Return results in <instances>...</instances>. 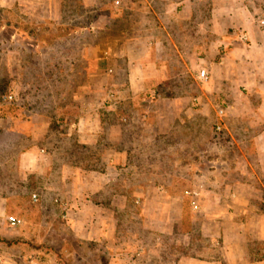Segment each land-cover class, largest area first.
Here are the masks:
<instances>
[{"label":"rangeland","instance_id":"obj_1","mask_svg":"<svg viewBox=\"0 0 264 264\" xmlns=\"http://www.w3.org/2000/svg\"><path fill=\"white\" fill-rule=\"evenodd\" d=\"M98 7L100 14L93 15L82 0H0V250L9 246L27 250L26 264H129L114 255L117 239L85 235L88 218L109 202L118 208L123 200L112 191L124 190L130 210L110 214L118 229H136L139 199L152 190L153 205L168 203L174 197L170 192L183 191L193 235L199 236L201 225L208 232L202 243L192 245V254H215L221 239L216 237L218 242L213 243L212 225L199 223L205 218L191 201L200 195L192 192L202 189L210 203L207 189L218 181L216 171L225 173V189L240 180L236 172L245 169L243 163L217 161L219 151L227 159L232 154L230 148L222 151L216 146L217 140L231 139L216 130L217 111L227 110L231 122L235 116L230 99L221 98L219 71L217 82L211 81L212 72L204 67L208 79L201 81L199 64L190 68L191 75L176 68L175 76L143 87L130 82L128 71L106 62L103 54H96L95 66L88 67L82 49L93 41L103 45L107 36L104 4ZM91 23L97 29L88 31ZM202 90L209 95L207 100L194 98ZM184 92L191 95L190 115L184 113ZM9 95L11 99H4ZM169 96L181 98L176 99L175 110ZM250 118L264 124L259 116ZM207 141L206 157L200 159L199 146ZM30 150L33 154H25ZM257 165L252 163L253 171ZM76 168L80 174L74 178L45 176L46 171L69 173ZM205 172L207 179L200 176ZM240 181L246 183L241 187L244 196H249L245 190L249 183L259 188L258 179ZM159 185L162 190L156 188ZM92 186L101 189L92 192ZM262 197L264 192L258 191L250 198L262 202ZM62 202L82 210L73 213L61 208ZM67 212L73 216L72 226L61 216ZM166 213L162 224L167 222ZM11 216L19 223L12 224ZM129 245L132 249L136 240ZM172 247L165 233L154 248L161 256L157 264H168ZM251 248L245 264H264V245Z\"/></svg>","mask_w":264,"mask_h":264},{"label":"crops","instance_id":"obj_2","mask_svg":"<svg viewBox=\"0 0 264 264\" xmlns=\"http://www.w3.org/2000/svg\"><path fill=\"white\" fill-rule=\"evenodd\" d=\"M82 1L91 8L93 15L99 13L98 6L104 4L103 29L107 34L103 45L93 41L82 49L88 67L95 66L96 54H103L106 62H116L118 70L128 71L130 82L141 83L143 87L162 83L170 76H175L176 68H182V72L191 75L190 68L199 64L201 68H209L212 72L211 81L214 79L216 82L219 71L220 82L224 86L221 98L230 99V111L235 116L231 118L232 122L229 121V116H226L228 111L222 108V134H228L231 139L217 140L216 146L222 151L230 148L232 154L227 159L219 151L217 161L245 164V169L236 172L237 178L251 180L252 177L260 183L259 190L249 183L245 188L248 195L251 197L258 191L264 192V124L259 125L250 118L259 116L264 122V0ZM90 29H97V26L91 23L87 26V30ZM243 34L245 39L240 38ZM152 93L160 97L159 92L154 90ZM208 96L202 90L194 98L207 100ZM216 96L220 98V95ZM168 99L175 110L176 99L181 98L169 96ZM183 105L184 113L190 115L192 101L188 92L183 93ZM246 116L249 118L246 119ZM79 127L84 128L78 124ZM208 147V141L200 144V159L206 157ZM192 152V149L188 150L189 157ZM25 154L31 155L33 152L30 150ZM124 157L128 159L126 155ZM252 163L259 164L257 171H253ZM79 174L77 168L69 173L62 169L45 172L46 177L56 180L74 178ZM141 174V177L145 176L143 172ZM224 175L222 170L216 171L218 181L215 186L207 189L211 193L210 203L202 189L197 192L200 197L194 199V204L193 199L191 201L192 207L201 211L205 218L204 221L199 220V223L209 222L212 225L211 241L218 242L216 237L221 239V246L215 254L208 257H203L201 253L192 254V245L202 243L208 232L203 231L201 225L199 236L193 235L187 218L186 198L182 197L183 191L170 192L174 197H169L168 203L153 205L151 195L155 194L148 190V196L139 199L141 206L136 208L140 212L137 216L139 226L123 231L117 228V222L113 221L110 212L130 210V205L126 203L129 193L113 190L112 194H119L123 201L118 208L109 202L99 212L96 210L90 214L85 235L95 239H117L119 245L114 255L117 259L125 258L129 264L160 262L161 256L156 254L154 248L165 233L173 245L168 264H245L251 257V245H264V197L259 202L244 196L241 187L246 183L239 179L224 189ZM200 176L208 178L206 172ZM59 188L56 187L57 190ZM156 188L162 190L163 186ZM89 189L96 192L101 188L92 186ZM72 204L73 209L67 208L65 204L63 206V202L60 207L68 211L71 209L73 213L82 210L75 203ZM165 211L168 212L167 222L162 224L161 217H164ZM61 216L67 224H74L73 216L71 218L68 212ZM131 240H136L132 249L129 247ZM28 253L25 249L18 252L11 246L3 248L0 250V264H26Z\"/></svg>","mask_w":264,"mask_h":264},{"label":"built area","instance_id":"obj_3","mask_svg":"<svg viewBox=\"0 0 264 264\" xmlns=\"http://www.w3.org/2000/svg\"><path fill=\"white\" fill-rule=\"evenodd\" d=\"M240 38H244L245 39V35H241ZM198 78L201 80V81H206L208 79V74H207V71L206 69L204 68H201L198 72ZM11 99L12 96L9 95V96H4V99ZM217 115L219 117V121L216 123L215 127H216V130L217 131H221L222 130V123H221V118H222V115H223V109L222 108H219L218 111H217ZM194 195H197V192L193 191L192 192ZM32 197L34 198V200L37 199V195L36 194H32ZM192 204H194V200L192 201ZM9 219L11 220L12 224H16V223H19V220L14 218V217H9Z\"/></svg>","mask_w":264,"mask_h":264},{"label":"trees","instance_id":"obj_4","mask_svg":"<svg viewBox=\"0 0 264 264\" xmlns=\"http://www.w3.org/2000/svg\"><path fill=\"white\" fill-rule=\"evenodd\" d=\"M7 243H9V242L7 241Z\"/></svg>","mask_w":264,"mask_h":264}]
</instances>
